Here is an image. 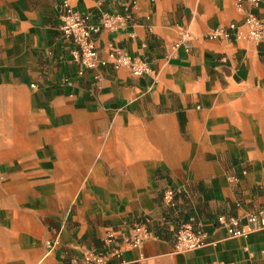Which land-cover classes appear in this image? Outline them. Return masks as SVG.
<instances>
[{
    "label": "crops",
    "instance_id": "1",
    "mask_svg": "<svg viewBox=\"0 0 264 264\" xmlns=\"http://www.w3.org/2000/svg\"><path fill=\"white\" fill-rule=\"evenodd\" d=\"M61 2L0 0V264H73L135 220L150 237L115 264H264V226L234 236L216 225L246 226L264 209V42L206 37L246 11L236 0H71L92 17L134 2L130 23L97 45L146 58L150 72L135 75L77 62ZM190 221L206 244L176 252Z\"/></svg>",
    "mask_w": 264,
    "mask_h": 264
},
{
    "label": "built area",
    "instance_id": "2",
    "mask_svg": "<svg viewBox=\"0 0 264 264\" xmlns=\"http://www.w3.org/2000/svg\"><path fill=\"white\" fill-rule=\"evenodd\" d=\"M261 2L262 0H236L237 8L246 11L245 16L241 20L212 28L206 37L211 40L264 42V20L259 12ZM134 5L132 2L123 12L103 11L96 17H92L76 9L71 0H62L60 29L63 36L72 43L71 52L74 59L88 69L110 66L129 68L135 75L150 72V62L146 58L132 55L117 45H112L107 56L104 57L101 56L97 45L98 36L103 30L118 31L130 23ZM191 35V32L187 31L181 40L187 41ZM176 193V188L167 187L164 193L165 201L172 203ZM216 225L226 228L234 236H241L253 226H264V209L250 214L246 226H240L236 218H228L225 215L217 217ZM150 234L145 221L135 220L125 233L109 232L104 240L103 248H85L80 256L75 258L73 264L118 263L122 261L124 246L137 248L150 237ZM207 235V231L203 228H197L191 221L186 222L176 231L174 250L187 252L202 248L206 244Z\"/></svg>",
    "mask_w": 264,
    "mask_h": 264
}]
</instances>
